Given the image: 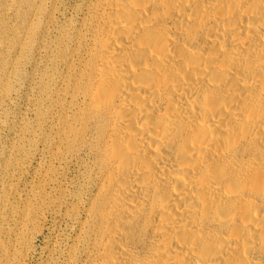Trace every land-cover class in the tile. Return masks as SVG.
<instances>
[{"label":"bare ground","instance_id":"obj_1","mask_svg":"<svg viewBox=\"0 0 264 264\" xmlns=\"http://www.w3.org/2000/svg\"><path fill=\"white\" fill-rule=\"evenodd\" d=\"M35 1L2 49L49 32L56 9ZM83 16L75 41L56 30L66 98L46 95L63 107L52 159L93 163L68 264H264V0H89Z\"/></svg>","mask_w":264,"mask_h":264},{"label":"rangeland","instance_id":"obj_2","mask_svg":"<svg viewBox=\"0 0 264 264\" xmlns=\"http://www.w3.org/2000/svg\"><path fill=\"white\" fill-rule=\"evenodd\" d=\"M88 1L47 0L49 11L56 9L49 32L40 45L33 35L29 50L15 52L2 49L1 42L12 41L18 31L27 30L31 20L35 22L31 7L38 3L0 0V81L9 78L10 85L8 92L0 87V264H68L62 247L81 235L66 215L77 203L70 196L93 163L87 152L72 161L52 159L63 107L60 100L59 105L51 103L55 96L47 100L46 95L51 88L62 100L66 98L62 85L66 69L59 64L56 30L68 27L73 33L70 39L75 41L72 36L80 27ZM69 45L61 50L66 52ZM19 56L24 59L20 69L4 78L2 72ZM60 184L68 191L66 200L55 193ZM88 196L84 194V199ZM80 255V264H88L84 254Z\"/></svg>","mask_w":264,"mask_h":264}]
</instances>
